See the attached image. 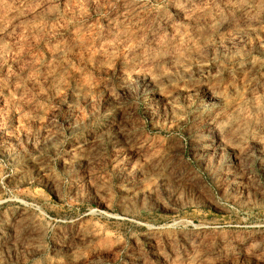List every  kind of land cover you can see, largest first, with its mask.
<instances>
[{
  "label": "rangeland",
  "instance_id": "rangeland-1",
  "mask_svg": "<svg viewBox=\"0 0 264 264\" xmlns=\"http://www.w3.org/2000/svg\"><path fill=\"white\" fill-rule=\"evenodd\" d=\"M0 264H264V0H0Z\"/></svg>",
  "mask_w": 264,
  "mask_h": 264
},
{
  "label": "bare ground",
  "instance_id": "bare-ground-1",
  "mask_svg": "<svg viewBox=\"0 0 264 264\" xmlns=\"http://www.w3.org/2000/svg\"><path fill=\"white\" fill-rule=\"evenodd\" d=\"M206 228V227H205Z\"/></svg>",
  "mask_w": 264,
  "mask_h": 264
}]
</instances>
